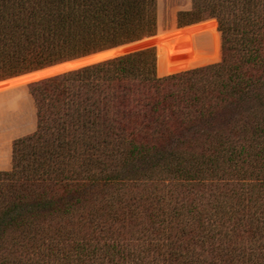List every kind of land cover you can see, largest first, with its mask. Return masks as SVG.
Listing matches in <instances>:
<instances>
[{
    "label": "trees",
    "instance_id": "1",
    "mask_svg": "<svg viewBox=\"0 0 264 264\" xmlns=\"http://www.w3.org/2000/svg\"><path fill=\"white\" fill-rule=\"evenodd\" d=\"M158 1L0 0V83L168 33L0 90L35 110L0 140V264H264V0H190L162 32ZM207 19L221 58L187 69Z\"/></svg>",
    "mask_w": 264,
    "mask_h": 264
},
{
    "label": "rangeland",
    "instance_id": "2",
    "mask_svg": "<svg viewBox=\"0 0 264 264\" xmlns=\"http://www.w3.org/2000/svg\"><path fill=\"white\" fill-rule=\"evenodd\" d=\"M158 4L159 25L161 29L160 32H162L176 26V12L180 9H187L190 6V0H159ZM211 20L212 19H207L191 24V26L196 24L200 25L191 27L186 31H199L198 39H196V41H194V44L192 45V54H195L201 60L200 63L193 65L187 69L216 63L221 58V34L218 30L217 22L216 25H214V22ZM189 26L175 28L184 29ZM158 34L159 32L155 36L146 37L139 40L142 41V43L144 42L143 44H137L136 42L139 41H136L88 56L61 62L58 63V65L55 64L56 66L52 65L54 67L49 66V68L45 69L41 73L32 77H27L25 80L17 81L13 84H10V82L0 83V90L12 88L18 84L20 85L29 81L54 76L56 74L67 72L70 70H75L85 65L114 58L116 56H120L122 54L133 52L139 49L155 47V49L157 50V42H163L162 38L168 33H165V35ZM213 34H215V37L212 36ZM154 37H157V39L154 40ZM164 39L166 40V37H164ZM186 59L187 57H185V55L179 53V56L175 59V62H185ZM157 73L159 76L167 75L159 73L158 71ZM7 93L0 94V140H4L6 138V135H11L13 137L22 135L23 133L32 131L35 126L34 105L30 95L27 92V88L25 86H22L18 89H15L14 91H10Z\"/></svg>",
    "mask_w": 264,
    "mask_h": 264
},
{
    "label": "water",
    "instance_id": "3",
    "mask_svg": "<svg viewBox=\"0 0 264 264\" xmlns=\"http://www.w3.org/2000/svg\"><path fill=\"white\" fill-rule=\"evenodd\" d=\"M35 72V71H34ZM31 73V72H30ZM32 82V81H31Z\"/></svg>",
    "mask_w": 264,
    "mask_h": 264
}]
</instances>
